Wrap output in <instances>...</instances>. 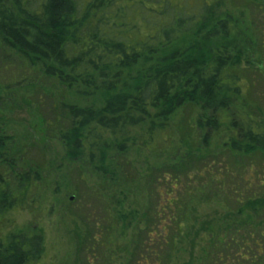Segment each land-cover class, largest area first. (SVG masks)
I'll use <instances>...</instances> for the list:
<instances>
[{"label":"trees","instance_id":"obj_1","mask_svg":"<svg viewBox=\"0 0 264 264\" xmlns=\"http://www.w3.org/2000/svg\"><path fill=\"white\" fill-rule=\"evenodd\" d=\"M244 25L210 0H0V55L79 166L71 264H174L187 246L190 264H264V109L248 97L264 35ZM13 144L0 127V218L42 181ZM44 254L41 231L0 233V264Z\"/></svg>","mask_w":264,"mask_h":264},{"label":"rangeland","instance_id":"obj_2","mask_svg":"<svg viewBox=\"0 0 264 264\" xmlns=\"http://www.w3.org/2000/svg\"><path fill=\"white\" fill-rule=\"evenodd\" d=\"M172 1L175 3L177 0ZM187 1L193 3L194 0ZM210 2L219 17L227 15L233 17L239 23L238 27L242 32L247 29L245 22L250 24L253 22L254 27L250 25L251 33L259 37L264 35V2L253 3L249 0H210ZM162 5V2H144L149 14L159 11ZM261 64L257 68L264 74V57L261 59ZM13 67L14 65L4 62L0 55V85L3 90L0 96V127L14 143L10 154L11 160L20 161L23 155L24 158L26 156V160L28 159L27 162L31 160L36 164L40 163L44 168L42 181L31 189L23 207L0 218V233L41 231L45 240V254L38 264H68V262L71 264L74 260L73 252L77 240L70 214L73 211L72 203L77 201V194L72 189L76 186L73 177L77 175L72 170L78 165L75 163L70 165L66 160L62 144L43 121L46 111L38 112L31 103L33 101L31 97H35L36 89L31 90L25 84H18L15 78L17 72ZM253 78L256 79V75ZM256 80L259 82L258 84L255 82L256 86L248 92V97L250 93L254 101L259 102L264 109V81L259 78ZM48 85L49 82H45L43 89L39 91L43 94L45 90H50L49 94H53L56 98L62 94L61 89ZM246 88L248 90V86H245ZM27 162H24L26 167ZM261 165L264 167V162ZM216 211L217 208L214 206L202 207L200 215L207 218L215 215ZM192 249L185 247L186 251L180 252L174 264H190L199 256L200 250L199 247L195 251Z\"/></svg>","mask_w":264,"mask_h":264}]
</instances>
